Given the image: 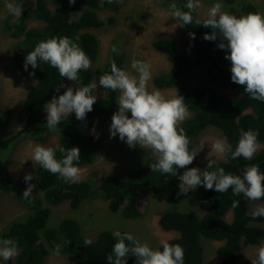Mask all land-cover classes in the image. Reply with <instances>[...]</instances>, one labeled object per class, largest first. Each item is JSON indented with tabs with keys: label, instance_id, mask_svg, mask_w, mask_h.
<instances>
[{
	"label": "trees",
	"instance_id": "16d2710c",
	"mask_svg": "<svg viewBox=\"0 0 264 264\" xmlns=\"http://www.w3.org/2000/svg\"><path fill=\"white\" fill-rule=\"evenodd\" d=\"M159 1L167 6L176 3L178 8L188 11L185 7L187 0ZM117 6V0H112L111 3L108 0H76L71 5L68 0H36L34 5L23 3L22 14L5 23L9 35L18 39L11 54L14 69L19 75L33 78L34 82L25 92L21 103L20 124L13 134L4 135L1 132L4 118L0 108V154L20 137L44 140L50 131L46 118H43L44 105L70 87L65 82L67 78L60 77L55 68L42 60H37V68L33 69L29 65L25 71L23 65L27 53L34 50L42 40L67 36L78 43L93 61L98 54V39L95 34L85 29L113 24V16L100 17L98 11L115 9ZM229 10L234 12L236 9L231 6ZM239 11L240 16L250 12L258 13L256 6L251 3L241 4ZM28 19L39 20L42 25L27 27ZM196 19L201 22L204 20L198 18L194 12L193 23L183 26L195 36L194 39L191 38L190 55L169 38L157 37L152 41V46L163 52L172 63L170 71L159 72L153 76L154 86L160 89L177 87L178 95L184 97V104L191 111V115L179 125L190 139L189 150L194 149L193 139L207 126L220 129L233 150L237 146L240 129L257 131V141L264 143V102L250 98L244 93L243 86L231 81V63L225 59L224 51L217 46L219 38L216 41L204 40L203 35L211 34L212 29L196 24ZM113 61L123 69L122 53L112 51L102 66L94 67L93 71L89 68L79 72L80 80L74 83L79 86L88 85L92 73H110V63ZM194 68L201 69L204 74V81H198L202 87L190 86L194 78ZM222 88L233 90V95L230 97L222 93ZM117 97L116 91L104 89V95L96 98L93 110L86 114L84 120H77L74 113L61 118L54 131L58 135V142L54 147L58 160L62 158L59 147H78L80 160L76 166L92 161L96 139L86 131L94 119L108 117L116 112ZM155 156L152 153L148 157V164L139 165L129 172H115L100 180L93 173L79 183L66 182L58 174L53 175L38 165L35 185L41 196L31 195L27 199L22 196L24 189L20 183L1 179L0 191L12 194L27 211L21 218L12 220L0 233L1 238L17 241L19 254L15 258V264H42L45 250L50 248L54 251L57 245L61 246L59 254H70L76 258L74 264H108L106 257L112 254L116 242L113 232L103 229L93 239H89L82 234L78 221L72 217H64L56 225H50L51 206L67 200L69 206L76 209L83 200L100 197L107 200L110 211L119 212L125 219H132L140 216V194L155 193L167 203L175 204L186 194H179L178 177L151 172L149 164L155 162ZM207 164L201 170H205ZM250 165L258 166L261 173H264V148L258 150L251 160H245L242 156L233 160L230 154L216 159L209 171L222 167L226 174L242 175L245 166ZM185 170L177 171L182 174ZM197 196L204 207L203 214L172 207L158 217L159 228L172 234L164 241L183 247L184 264H204L202 238L221 241L215 250L219 264H236V257L243 245H258L263 240L264 227L253 223L264 222V217L253 219L249 215L252 210L249 207L251 201L243 194L235 196L231 188L227 192L217 193L214 189L206 190L200 185L197 186ZM234 200L239 202L236 208L232 207ZM85 239L92 243L85 245ZM158 249L163 250L161 243ZM252 259L243 264H251ZM0 264L4 263L0 260ZM126 264H136V258L129 254Z\"/></svg>",
	"mask_w": 264,
	"mask_h": 264
},
{
	"label": "clouds",
	"instance_id": "9594fccd",
	"mask_svg": "<svg viewBox=\"0 0 264 264\" xmlns=\"http://www.w3.org/2000/svg\"><path fill=\"white\" fill-rule=\"evenodd\" d=\"M75 2L76 0H68L70 5ZM108 2L111 3L112 0ZM185 7L188 11L181 10L176 3L168 6L169 17L181 21L180 26L193 23V13L201 7V0H187ZM222 7L221 3H214L208 9L207 18L202 22L196 19L195 23L212 29L211 34L203 35L204 40L216 41L219 38L218 48L227 49L225 59L231 62V81L243 86L244 93L250 98L264 102V14L250 12L235 16L222 11ZM5 8L16 17L23 12L22 5L16 4L15 0H6ZM189 36L195 38L193 33H189ZM112 51L118 53L119 49L114 45ZM38 59L55 68L60 77L72 82L79 81V72L87 71L91 67L88 55L78 43L67 36L40 41L25 56L24 70L27 71L29 65L33 69L37 68ZM131 68L137 75L119 68L113 61L110 63V73L99 76V85L119 93L116 100L118 110L111 116L110 138L118 135L130 148L139 146L155 153V162L149 164L151 172L178 177L179 194H186L189 190L194 191L197 186L203 185L206 190L214 189L217 193L227 192L231 188L233 195L243 194L249 201L264 199V173H261L258 166H245L242 175L226 174L222 167L209 171L217 157L223 158L230 154L233 160L241 156L245 160H251L261 147L257 141V131L240 129L235 150L226 139L215 140L210 144L211 150L205 157L208 160L206 169L188 168L203 149L204 143L189 150L190 139L184 129L179 127L190 115L184 104V97L178 95L177 91L172 96H166L155 88L149 91L151 65L148 62L133 60ZM96 88L95 81L84 86L78 85L75 91L72 87H67L63 94L48 101L44 105L48 129L55 131L61 118L68 117L71 113L75 114L77 120H84L96 103V96L92 95ZM128 113L131 114L130 117ZM30 148L32 162L53 175L58 174L66 182H80L81 170L76 166L80 160L78 147H59L62 154L59 160L52 147L36 144L30 145ZM178 169L186 170L180 174ZM32 179L31 173L24 176V182L28 185L22 193L25 199L31 196L33 188L36 187L28 183ZM238 206L239 202L234 200L232 207ZM249 215L253 219L264 217V205H255ZM113 237L116 242L112 254L106 257L108 264H126L129 254L136 258V264H184V249L179 244L161 241L163 250L160 251L130 233L117 230L113 232ZM125 241L129 243L126 244ZM91 243L89 239L84 241L85 245ZM60 247L56 246L55 255H59ZM18 254L16 240L0 238V258L3 261L14 260ZM251 264H264V240L256 247V258L251 260Z\"/></svg>",
	"mask_w": 264,
	"mask_h": 264
},
{
	"label": "rangeland",
	"instance_id": "374dc122",
	"mask_svg": "<svg viewBox=\"0 0 264 264\" xmlns=\"http://www.w3.org/2000/svg\"><path fill=\"white\" fill-rule=\"evenodd\" d=\"M35 1L15 0L18 5L25 2L34 5ZM117 3L118 6L115 9L98 11L100 17L113 16L115 19L113 24L85 29L95 34L98 39V54L91 61L90 69L93 71L94 67L102 66L109 59L112 47L115 45L124 58L123 70L132 75H137L135 70L131 68L133 60L145 61L151 65V79L148 82L149 91L155 88L166 96L175 95L176 91L178 94L177 87L160 89L154 86L152 82L155 74L170 71L172 66L171 60L163 52L152 46V41L157 37L169 38L181 50L190 55L191 37L189 32L183 26H180L181 22L179 20L169 17L168 6L164 2L159 0H117ZM214 3H221L223 5L222 11L235 16H240L239 9L241 4L244 3L254 4L258 13L264 14V0H201V7L195 11L197 17L206 19L208 9ZM5 4L6 0H2L0 17L4 18L0 19V108L3 111L4 118L1 132L4 135H9L13 134L17 130V125L20 124L21 103L27 88L34 82V79L17 74L12 64L11 54L18 39L11 37L5 28V23L14 18L13 15L7 12ZM231 6L235 7L234 12H230L229 8ZM26 24L27 27H36L42 25V22L36 19H28ZM225 43L227 42L225 41ZM223 51L227 55V49ZM99 76L101 75L92 73L90 81V83L95 81L97 84V88L92 92V95H95L96 98L104 95V88L99 85ZM198 81H204V74L201 69L194 68V78L191 80L190 86H201ZM65 82L74 91L78 87L72 81L66 80ZM220 91L230 97L233 95V90L230 89L222 88ZM117 94L119 95L118 92ZM189 113L191 115V111ZM128 115L130 117L131 114L128 113ZM111 116L94 119L86 131L88 135L96 139V148L90 163L77 166L81 170V179H86L94 173L100 180L106 175L115 172H129L139 165L149 163L148 157L153 153L151 150L142 149L139 146L130 148L124 141L119 139L118 135L110 138ZM46 117L47 112L45 111L43 118ZM217 139L225 138L221 130L214 126H207L197 134L192 141L194 149L198 148L201 143H204V145L189 168L195 167L201 170L208 163L205 157L211 150L210 144ZM57 142L58 135L54 131H49L42 141L27 136L20 137L10 148L3 150L0 154V180L6 179L20 183L25 190L28 185L24 182V176L31 173L33 179L28 183L35 185V171L39 164L31 160L30 145L41 144L54 148ZM258 143L261 145L260 149L264 148L263 142L258 141ZM212 158L215 159V157ZM216 159L222 158L217 157ZM31 195L41 196V192L35 187ZM138 203L140 216L125 219L121 217L119 212L110 211L107 200L100 197L85 199L76 209H72L66 200L58 205L51 206L49 224L56 225L62 218L72 217L78 221L82 234L89 239H93L103 229L112 232L119 230L121 233L132 234L153 249H158L161 241L172 236L171 233L161 230L158 226V217L161 213L172 207L189 210L199 215L204 213V207L197 196V188L194 191L189 190L185 197L175 204L167 203L158 194L150 192L140 194ZM255 205H264V199L251 201L249 207L252 209ZM26 213L25 207L12 194L0 191V233L12 220L21 218ZM253 224L264 227V222ZM201 244L204 264H219L215 250L221 244V241L202 238ZM258 245H243L236 257V264H243L249 259L256 258V247ZM45 251L42 264H74L76 262V258L70 254L55 255L50 248ZM0 260L4 264H15V259L3 261L0 258Z\"/></svg>",
	"mask_w": 264,
	"mask_h": 264
}]
</instances>
